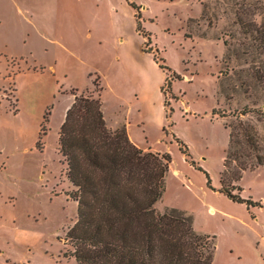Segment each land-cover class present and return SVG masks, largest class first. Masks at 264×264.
Here are the masks:
<instances>
[{
	"label": "rangeland",
	"instance_id": "obj_1",
	"mask_svg": "<svg viewBox=\"0 0 264 264\" xmlns=\"http://www.w3.org/2000/svg\"><path fill=\"white\" fill-rule=\"evenodd\" d=\"M241 2L0 0V264H75L66 234L77 204L58 145L73 89L102 94L109 114L121 120L129 103H137L130 114L134 139L145 150L172 157L155 207L185 210L197 231L216 236L213 264H264V165L235 182L250 203L220 192L229 150L225 124L254 125L264 155V115L258 111L264 110V82L254 75L262 66L258 55L244 54L236 19ZM133 4L150 34L147 48L175 73H169L171 87L164 85L167 107L162 81L158 85L163 72L153 53L141 51L148 38L130 27L133 12L137 30ZM62 26L76 30L75 54L64 51L70 43ZM237 149L235 143L230 148Z\"/></svg>",
	"mask_w": 264,
	"mask_h": 264
},
{
	"label": "trees",
	"instance_id": "obj_2",
	"mask_svg": "<svg viewBox=\"0 0 264 264\" xmlns=\"http://www.w3.org/2000/svg\"><path fill=\"white\" fill-rule=\"evenodd\" d=\"M133 7L137 8V31L148 38L143 49L154 54L166 73L162 93L167 107L164 85L171 87L169 73H175L147 48L150 34L142 30L140 7ZM259 14L264 15V0H242L241 14L237 13L236 19L246 40L244 54L258 55L262 69L254 75L263 83L264 17L258 20ZM71 93L74 100L60 126L58 145L66 176L74 187L70 196L77 203L76 220L66 234L74 246L71 256L75 264H213L216 236L197 231L192 215L185 210L173 207L159 212L155 207L166 190L171 155L139 147L125 126L109 127L101 95L84 91L78 94L74 89ZM258 111L264 115L263 109ZM166 115L170 116L168 112ZM225 127L230 129L229 150L224 157L220 192L233 201L250 203L241 196L242 187L235 182L246 170L264 165L260 133L243 120L235 129L228 124ZM177 141L190 157L187 145L179 138ZM234 143L238 149L232 153Z\"/></svg>",
	"mask_w": 264,
	"mask_h": 264
},
{
	"label": "crops",
	"instance_id": "obj_3",
	"mask_svg": "<svg viewBox=\"0 0 264 264\" xmlns=\"http://www.w3.org/2000/svg\"><path fill=\"white\" fill-rule=\"evenodd\" d=\"M131 15H132V18L134 19V23H133V21L131 20V22H130V27H132V29L137 33V34H139V35H141L137 30H135L136 29V25H135V17H134V13L133 12H131ZM134 24V25H133ZM62 29H64L63 31H62V33L63 34H65L66 32H68V34H67V36H68V42L70 43V45H66V47L64 48V51L65 52H67L68 54H75V51H74V40H75V31L76 30H72V31H68L67 30V27H65V26H62ZM44 31H47L48 32V30H45V29H43ZM67 38V37H66ZM65 44V43H64ZM143 45L144 44H142V48H141V51H143V52H145V53H149L150 54V52H146V51H144V49H143ZM79 46V45H78ZM114 46H115V50H116V56H114L113 57V61L114 62H118V61H120L121 59V56L118 54V53H120V45L118 44V42L116 41L115 42V44H114ZM154 63H155V65L160 69V70H162V72H163V78L160 80V82L158 83V85H160L161 84V81H162V84L160 85V93H161V95H163V93H162V86H163V84H164V82H165V79H166V74H165V71H163V69H161L160 67H159V65H158V63L156 62V61H154ZM51 67H53L52 65H51ZM139 78H138V80H140L141 79V81H142V79L144 78V69L142 68V69H140L139 70ZM100 80H101V83H102V85H103V81H102V78L100 77ZM139 82L138 83V88H136V91H139V89L141 88L142 89V82ZM103 89H104V87H103ZM75 90V89H74ZM77 92H78V94H80V93H82V92H79L78 90H76ZM85 91V90H84ZM163 97V105H164V96H162ZM101 99H102V94H101ZM118 99L119 100H122V99H125V100H127V97L125 96V95H118ZM73 100H74V95L71 93V100H70V103L66 106V110L69 108V106L71 105V103L73 102ZM102 102H103V111H104V114H105V118H106V121H107V124L109 125V127H111V128H117V127H121V126H125L126 127V129H127V131H128V134H129V137H130V139L136 144V145H138L139 147H140V145L138 144V142L134 139V137H133V130H132V123H133V118L130 116V114L134 111V108H136V105H137V103H136V105H134V104H131V103H129V107H128V115H126V117L124 118V119H120V118H115V114L113 113V115H112V113H111V115L109 114V107H108V105H107V102H106V100H104V98L102 99ZM165 107V106H164ZM144 119V117H141V119ZM142 119V120H143ZM64 120V119H63ZM63 120H62V122H63ZM143 123V122H142ZM62 124V123H61ZM229 133V132H228ZM76 202V201H75ZM77 204V203H76Z\"/></svg>",
	"mask_w": 264,
	"mask_h": 264
}]
</instances>
